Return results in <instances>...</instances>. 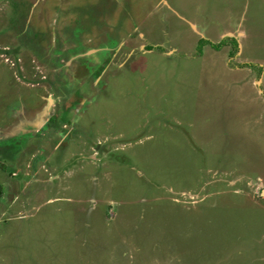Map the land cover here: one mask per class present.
Here are the masks:
<instances>
[{"label":"rangeland","instance_id":"374dc122","mask_svg":"<svg viewBox=\"0 0 264 264\" xmlns=\"http://www.w3.org/2000/svg\"><path fill=\"white\" fill-rule=\"evenodd\" d=\"M0 140V264H264V0H0Z\"/></svg>","mask_w":264,"mask_h":264},{"label":"flooded vegetation","instance_id":"af4514ba","mask_svg":"<svg viewBox=\"0 0 264 264\" xmlns=\"http://www.w3.org/2000/svg\"><path fill=\"white\" fill-rule=\"evenodd\" d=\"M35 39V38H34ZM103 51H105V50H103ZM101 53H105V52H101ZM106 54V53H105ZM104 56V54H102V57ZM107 59V58H106ZM109 61H110V59H109ZM81 67H83V68H81L82 69V76L83 77H85V76H89V75H91L94 71V68L93 67H89L88 65L86 66V65H84V66H81ZM102 74V73H101ZM20 107V106H19ZM18 107V108H19ZM51 120H49V122H50V125H51V127L49 128V130H46V132L48 133V131H49V133H52L53 131L55 132V133H57L58 132V127L56 128V127H54V121H55V119H52V117L50 118ZM61 120V118L60 119H58V121H60ZM62 121L63 122H65L63 119H62ZM32 131H34V130H32ZM28 132L29 131H26L25 132V137L23 138V137H19V139H25V138H27V137H30V135L28 134ZM31 132V131H30ZM45 131H43V129H41V130H38V131H36V132H33L34 133V135H37V137H38V139L39 138H41L42 136H45V135H47V133L45 134L44 133ZM45 134V135H44ZM48 136V135H47ZM36 137V138H37ZM16 141H17V139H15ZM1 141V140H0ZM24 141V140H23ZM25 141H26V143H27V140L25 139ZM2 142H0V144H1ZM19 143H22V142H17V143H14L13 145H12V147L14 148V149H16L17 151L18 150H20L22 147H21V145L19 144ZM26 143H23V145L25 146V144ZM2 146H1V149L3 148V147H9V146H11V144L10 143H3V144H1ZM22 145V146H23ZM26 148V147H25ZM21 151V150H20ZM11 156V155H10Z\"/></svg>","mask_w":264,"mask_h":264},{"label":"trees","instance_id":"16d2710c","mask_svg":"<svg viewBox=\"0 0 264 264\" xmlns=\"http://www.w3.org/2000/svg\"><path fill=\"white\" fill-rule=\"evenodd\" d=\"M201 42H202V44H206V43H208L207 41H202L201 40ZM222 42V41H221ZM231 42H232V44L235 46L236 45V43H235V40H231ZM216 48H218V47H216Z\"/></svg>","mask_w":264,"mask_h":264},{"label":"crops","instance_id":"0c3cea01","mask_svg":"<svg viewBox=\"0 0 264 264\" xmlns=\"http://www.w3.org/2000/svg\"><path fill=\"white\" fill-rule=\"evenodd\" d=\"M21 113H24L22 110L20 111ZM26 115V113H25ZM48 122L46 123V126H47ZM34 127H38V125H35ZM41 129V128H40Z\"/></svg>","mask_w":264,"mask_h":264},{"label":"water","instance_id":"95a60500","mask_svg":"<svg viewBox=\"0 0 264 264\" xmlns=\"http://www.w3.org/2000/svg\"><path fill=\"white\" fill-rule=\"evenodd\" d=\"M262 194L264 195V190H262Z\"/></svg>","mask_w":264,"mask_h":264}]
</instances>
